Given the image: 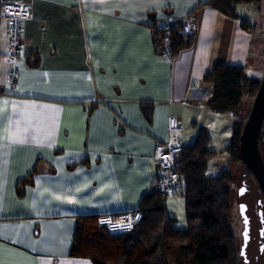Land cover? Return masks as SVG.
I'll list each match as a JSON object with an SVG mask.
<instances>
[{
  "label": "crops",
  "instance_id": "0c3cea01",
  "mask_svg": "<svg viewBox=\"0 0 264 264\" xmlns=\"http://www.w3.org/2000/svg\"><path fill=\"white\" fill-rule=\"evenodd\" d=\"M207 1L0 0L29 10L13 89L10 27L0 20V264H92L69 256L76 219L141 207L170 117L183 145L204 127L213 150L225 116L230 138L236 115L206 107L212 89L202 78L226 65L259 80L246 74L253 36L239 5L235 19ZM184 22L192 44L173 58L158 52L152 27Z\"/></svg>",
  "mask_w": 264,
  "mask_h": 264
},
{
  "label": "trees",
  "instance_id": "16d2710c",
  "mask_svg": "<svg viewBox=\"0 0 264 264\" xmlns=\"http://www.w3.org/2000/svg\"><path fill=\"white\" fill-rule=\"evenodd\" d=\"M260 2L208 0L205 5L237 19L238 5L257 6ZM241 24L244 29L251 28L246 20H241ZM152 34L158 52L163 50L167 39L170 58L193 42V36L182 33L181 24L169 25L167 36L155 24ZM202 83L212 89L206 103L209 110L236 115L224 152L246 168L239 156V139L246 121L242 114L243 101L245 97H255L260 81L248 78L241 66L216 65L203 76ZM141 109L149 117L151 106L143 104ZM210 141L207 129L198 127L194 141L183 145L178 156L176 172L184 184L180 197L184 202L185 229H176V219L167 216V196L151 189L139 208L143 219L129 234L109 235L97 225L98 216L77 218L69 256L87 259L92 264H232L236 256L235 238L229 225L232 177L228 173L206 174L208 162L217 155L209 148ZM258 149L264 163V120Z\"/></svg>",
  "mask_w": 264,
  "mask_h": 264
},
{
  "label": "built area",
  "instance_id": "2783aa9c",
  "mask_svg": "<svg viewBox=\"0 0 264 264\" xmlns=\"http://www.w3.org/2000/svg\"><path fill=\"white\" fill-rule=\"evenodd\" d=\"M29 17V10L22 3H7L0 6V20H5L10 27L9 51L7 61L9 70L6 76V85L13 89L18 76V69L15 63L21 50V30L22 24ZM157 29L163 32L165 36L169 33L168 24H158ZM182 33L192 37L195 28L192 23L184 22L181 24ZM163 53L170 57V50L167 39H164ZM168 133L170 141L166 144H155L154 157L158 166V178L152 186V190L167 197L180 196L184 184L179 180L176 172L178 156L183 149V144L178 140V135L182 132L176 117H170L168 120ZM143 215L139 209L131 212L101 215L97 217V225L103 228L109 235H125L131 233L142 221Z\"/></svg>",
  "mask_w": 264,
  "mask_h": 264
},
{
  "label": "rangeland",
  "instance_id": "374dc122",
  "mask_svg": "<svg viewBox=\"0 0 264 264\" xmlns=\"http://www.w3.org/2000/svg\"><path fill=\"white\" fill-rule=\"evenodd\" d=\"M237 13L243 15V17L251 25L250 29L253 36V41L251 43V66L247 69L246 74L250 75V73L254 72V75L258 77L259 81H261L264 74V0H261L257 6L239 5L237 7ZM261 69L263 72H261ZM253 100L254 98L250 97H246L244 99L242 114H244L243 116H245L246 119L248 116L247 112L250 110ZM229 119L230 117L228 116L224 117L226 122L222 124V130L224 127L227 128V126H231L232 122ZM221 131L220 128L217 127L216 132H214L212 137V140L214 141L213 150L217 153V155L208 162L206 174L208 176H217L221 173H228L232 177V183L230 185L231 208L229 213V225L231 233L234 234L239 230V223L236 218L238 210L235 204L237 191L241 187L240 182L242 175L244 173L249 174V172L246 171L245 167L241 163L233 162L232 159L227 156V153L224 152V147L227 145L229 139L228 136H223V132L221 133ZM190 142L191 140H183L185 145L191 144ZM165 207L169 216L176 219L174 227L176 229H185L186 221L182 197H166Z\"/></svg>",
  "mask_w": 264,
  "mask_h": 264
},
{
  "label": "flooded vegetation",
  "instance_id": "af4514ba",
  "mask_svg": "<svg viewBox=\"0 0 264 264\" xmlns=\"http://www.w3.org/2000/svg\"><path fill=\"white\" fill-rule=\"evenodd\" d=\"M240 185L235 200L239 230L232 234L236 243L232 264H264V196L252 175L244 173Z\"/></svg>",
  "mask_w": 264,
  "mask_h": 264
},
{
  "label": "water",
  "instance_id": "95a60500",
  "mask_svg": "<svg viewBox=\"0 0 264 264\" xmlns=\"http://www.w3.org/2000/svg\"><path fill=\"white\" fill-rule=\"evenodd\" d=\"M264 120V74L259 83L239 139V156L264 196V163L258 149V135Z\"/></svg>",
  "mask_w": 264,
  "mask_h": 264
}]
</instances>
